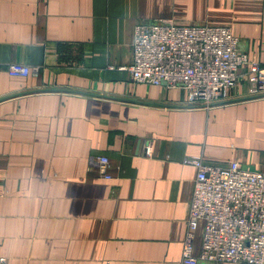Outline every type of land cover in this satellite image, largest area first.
Masks as SVG:
<instances>
[{
	"label": "crops",
	"instance_id": "1",
	"mask_svg": "<svg viewBox=\"0 0 264 264\" xmlns=\"http://www.w3.org/2000/svg\"><path fill=\"white\" fill-rule=\"evenodd\" d=\"M220 24L264 66V0H0V255L180 264L198 169L264 170V96L134 82L136 24ZM33 66L13 76L11 62ZM106 155L102 173L95 158ZM209 264H248L221 262Z\"/></svg>",
	"mask_w": 264,
	"mask_h": 264
},
{
	"label": "built area",
	"instance_id": "2",
	"mask_svg": "<svg viewBox=\"0 0 264 264\" xmlns=\"http://www.w3.org/2000/svg\"><path fill=\"white\" fill-rule=\"evenodd\" d=\"M129 70L137 83L181 87L191 105L225 103L245 78L249 94L264 96V66L240 48V37L220 24H180L173 21L136 24L133 62ZM35 68L11 62L13 76ZM106 174L110 158H95ZM197 167L188 228L180 264L243 262L264 264V170L188 157ZM0 264H9L0 255Z\"/></svg>",
	"mask_w": 264,
	"mask_h": 264
},
{
	"label": "bare ground",
	"instance_id": "3",
	"mask_svg": "<svg viewBox=\"0 0 264 264\" xmlns=\"http://www.w3.org/2000/svg\"><path fill=\"white\" fill-rule=\"evenodd\" d=\"M232 99V98H231ZM230 101V100H229ZM224 103V102H223ZM226 103V102H225ZM216 104H221V103H216ZM216 104H210L209 106H213V105H216ZM204 106V105H203Z\"/></svg>",
	"mask_w": 264,
	"mask_h": 264
},
{
	"label": "rangeland",
	"instance_id": "4",
	"mask_svg": "<svg viewBox=\"0 0 264 264\" xmlns=\"http://www.w3.org/2000/svg\"><path fill=\"white\" fill-rule=\"evenodd\" d=\"M7 258H8V256H6ZM8 261H9V264H10V260H9V258H8Z\"/></svg>",
	"mask_w": 264,
	"mask_h": 264
}]
</instances>
